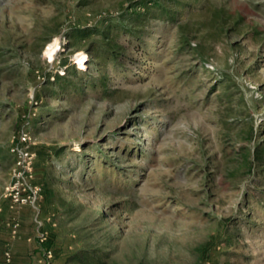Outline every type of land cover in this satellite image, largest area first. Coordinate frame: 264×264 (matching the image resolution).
<instances>
[{"label":"rangeland","instance_id":"rangeland-1","mask_svg":"<svg viewBox=\"0 0 264 264\" xmlns=\"http://www.w3.org/2000/svg\"><path fill=\"white\" fill-rule=\"evenodd\" d=\"M151 1L0 0V205L26 132L60 264H264V0ZM141 4L106 87L45 97Z\"/></svg>","mask_w":264,"mask_h":264},{"label":"trees","instance_id":"trees-1","mask_svg":"<svg viewBox=\"0 0 264 264\" xmlns=\"http://www.w3.org/2000/svg\"><path fill=\"white\" fill-rule=\"evenodd\" d=\"M151 3L160 8L166 7L168 9V13H172V9L170 7L172 5H177L180 2L171 1L170 6L162 4L160 0H152ZM147 7L148 4L135 6L134 9L136 11H131L122 17H118L111 21L109 20L106 22H102L97 26L88 27L85 30L81 31L79 35H82L83 37H90L91 35L96 36V38L90 43L87 49L89 57L92 58V66L94 67V70H89L88 68V70L86 71L87 73L82 72L83 76H78L77 71L69 73L65 76H61L59 73L50 76L49 78H47L45 84H51V88H42V91L46 93L45 97L52 98L58 95L64 96L67 94V91L74 92L76 94H84L85 87L94 90L98 87H106L109 81V77L107 76L108 72L106 68H104V65L109 61H112L116 64H123L124 60L130 59L125 56V46L123 44H120L119 38L122 33L133 34L136 36L135 32H139V30L130 28L129 24L131 25L144 23L147 15L150 13ZM138 9L140 10L137 11ZM69 37V39H73L74 35H70ZM66 61L67 60L65 59L62 64L63 66L66 65ZM73 77H75V79H77L78 81H74ZM51 78H54V82H51ZM69 87L72 89H70ZM37 119L41 118L39 117ZM61 151L62 150H58V154H60ZM243 160L245 161V163H249L250 167H253L254 170L264 175V144L258 143L254 149H250L248 154H244ZM250 169L252 170V168ZM36 172L37 170H35V174ZM35 184L38 183L35 182ZM262 201L264 203V198L262 199ZM67 261L84 263V258L83 256L78 255L77 257L70 258V260Z\"/></svg>","mask_w":264,"mask_h":264},{"label":"crops","instance_id":"crops-1","mask_svg":"<svg viewBox=\"0 0 264 264\" xmlns=\"http://www.w3.org/2000/svg\"><path fill=\"white\" fill-rule=\"evenodd\" d=\"M39 206H17L12 208L4 200L0 205V264H50L43 258L46 249L55 251L58 264L67 245L61 252L57 222H48ZM39 211V212H38ZM40 215V216H39ZM46 236V237H44ZM44 237V238H43ZM60 256V257H59Z\"/></svg>","mask_w":264,"mask_h":264},{"label":"built area","instance_id":"built-area-1","mask_svg":"<svg viewBox=\"0 0 264 264\" xmlns=\"http://www.w3.org/2000/svg\"><path fill=\"white\" fill-rule=\"evenodd\" d=\"M20 142L21 146L14 151L15 163L11 180L5 187L3 199L10 202L12 208L17 206L37 208L44 198V190L34 183L35 153L32 150L31 136L22 132ZM43 258L50 264L57 263L55 251L52 249H46L43 252Z\"/></svg>","mask_w":264,"mask_h":264}]
</instances>
